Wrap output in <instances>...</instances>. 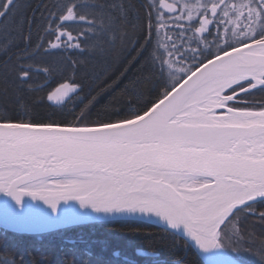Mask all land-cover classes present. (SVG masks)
<instances>
[{"label":"snow or ice","instance_id":"1","mask_svg":"<svg viewBox=\"0 0 264 264\" xmlns=\"http://www.w3.org/2000/svg\"><path fill=\"white\" fill-rule=\"evenodd\" d=\"M21 7L0 0L5 111L12 105L27 115L43 99L31 97L42 78L79 71L75 55L97 54L105 73L120 67L84 97L74 123L0 116V192L17 204L31 196L53 211L74 199L96 211L155 214L201 248L246 240L229 231L241 214L264 226V208L256 207L264 205V0L147 3L134 42L97 0H55L44 6L36 41L29 31L13 54L7 33ZM113 7L124 15L123 5ZM25 23L31 28L30 17L19 27ZM133 66L141 75L124 90H134L136 108L91 120L90 106ZM65 79L47 95L55 102L48 107L65 109L84 92L82 80ZM146 86L154 88L148 99Z\"/></svg>","mask_w":264,"mask_h":264},{"label":"trees","instance_id":"2","mask_svg":"<svg viewBox=\"0 0 264 264\" xmlns=\"http://www.w3.org/2000/svg\"><path fill=\"white\" fill-rule=\"evenodd\" d=\"M105 5V12L122 20V31L133 42L140 26L145 23L146 4L148 0H97ZM55 0H29L23 10L16 13L17 23L11 26L7 36L14 41L11 45V53L24 48V37L31 31L32 41L35 42L40 34L47 16L44 6H51ZM123 5L124 15L121 9L113 7ZM35 12V14H33ZM32 20L31 28L25 23L19 27L21 18ZM136 26L134 29L133 26ZM5 33L0 31V46L4 44ZM113 57L117 52H113ZM0 59H3L0 56ZM74 60H79V71L69 69L66 73L54 72L40 83L44 85L38 92L31 93L32 98H43L35 104L30 112L25 115L16 110L14 106L0 105V116L12 117L13 119H36L45 122L50 120L67 121L74 123L73 115H79L80 108L87 103L84 97L92 91L97 84L108 79L120 67L113 66L112 70L104 72V59L95 53L75 55ZM123 59V58H122ZM147 71V69H145ZM118 75V73H117ZM141 73L133 66L122 78L120 86L110 93L101 95L90 106V119H104L108 113L115 111L127 112L136 104L134 90L129 88L125 91L130 79H136ZM80 79L85 84L84 92L74 97L65 109L48 107L47 95L62 83L69 82L65 77ZM100 79L97 80L96 77ZM109 83L111 81L109 80ZM253 99L259 100L261 94L253 90ZM154 88L146 86L144 99L150 98ZM243 95V94H242ZM84 101V104L81 101ZM114 118V117H113ZM258 209L264 205H256ZM230 233L235 231L237 236L245 233L246 240L225 239L222 246L238 262L242 264H264L261 261V248L264 247V226H260L254 218L241 219L239 225L229 226ZM149 252V253H145ZM0 264H204L193 247L180 235L167 231L155 224L132 219H117L110 221L79 223L56 230L39 233H18L0 227Z\"/></svg>","mask_w":264,"mask_h":264},{"label":"water","instance_id":"3","mask_svg":"<svg viewBox=\"0 0 264 264\" xmlns=\"http://www.w3.org/2000/svg\"><path fill=\"white\" fill-rule=\"evenodd\" d=\"M62 84L51 92H55ZM117 219L140 220L164 228V222L155 214L126 210L96 211L91 207L81 206L80 202L74 199L60 201L56 210L53 211L42 200L33 199L31 196L22 197L21 202L17 204L12 197L0 192V227L18 233L39 234L79 223ZM180 236L188 241L204 264H242L235 260L222 244L217 247L201 248L186 235Z\"/></svg>","mask_w":264,"mask_h":264},{"label":"flooded vegetation","instance_id":"4","mask_svg":"<svg viewBox=\"0 0 264 264\" xmlns=\"http://www.w3.org/2000/svg\"><path fill=\"white\" fill-rule=\"evenodd\" d=\"M168 2H172V0H168ZM184 2H185V0H179V3H181V4ZM20 3L22 5V7L19 10H23L27 5V0H20ZM156 5L158 6V0L156 1ZM163 11H166V10H163ZM193 14L195 15V13H193Z\"/></svg>","mask_w":264,"mask_h":264},{"label":"rangeland","instance_id":"5","mask_svg":"<svg viewBox=\"0 0 264 264\" xmlns=\"http://www.w3.org/2000/svg\"><path fill=\"white\" fill-rule=\"evenodd\" d=\"M27 1H29V0H27ZM148 1H149V3L156 4V1H157V0H148Z\"/></svg>","mask_w":264,"mask_h":264}]
</instances>
